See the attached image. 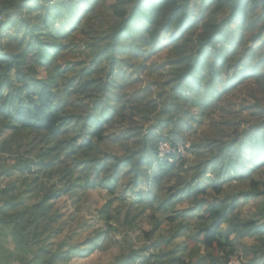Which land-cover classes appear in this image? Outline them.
<instances>
[{"label": "trees", "instance_id": "obj_1", "mask_svg": "<svg viewBox=\"0 0 264 264\" xmlns=\"http://www.w3.org/2000/svg\"><path fill=\"white\" fill-rule=\"evenodd\" d=\"M200 2L197 7L191 0H0V152H18L10 155L12 167L0 157V264L90 258L114 230L112 222L126 233L117 241L119 254L101 264H228L238 254L246 264L264 263L260 100L251 106L255 123L232 139L192 145V162L190 149L178 158L159 156L160 143L186 145V137L206 121L237 128L240 123L225 125L217 115L234 89L251 82L264 91V0ZM94 19L101 33L91 25ZM178 42L183 53L177 60L148 63ZM75 50L87 53L89 64H60L64 53ZM148 71L158 80L148 81ZM107 142L125 145V152L100 158L94 151ZM23 146L34 159L19 154ZM16 173L18 187L8 186L6 179ZM39 174L68 187L59 191L52 185L41 196ZM173 179L175 192L160 200L158 189ZM93 189L107 195L96 212L105 226L89 231L90 224L80 223L88 230L83 241L72 233L58 241L64 228L54 226L78 220L61 198ZM129 193L138 203H156L168 216L152 217V229L143 231L138 217L145 209L136 213L129 207L121 221V213L112 210ZM35 194L40 199L29 205ZM250 197L263 200L245 220L238 214L240 199ZM183 202L192 206L178 210ZM159 229L168 234L157 240ZM186 231V243L177 244ZM133 234L143 239L141 247ZM245 238H255L259 247L238 253Z\"/></svg>", "mask_w": 264, "mask_h": 264}, {"label": "rangeland", "instance_id": "obj_2", "mask_svg": "<svg viewBox=\"0 0 264 264\" xmlns=\"http://www.w3.org/2000/svg\"><path fill=\"white\" fill-rule=\"evenodd\" d=\"M122 2V0H120ZM201 2L200 0H191V6H197L200 7ZM4 19L0 20L3 21ZM100 21L97 19L91 20V25L95 28V31L98 33H101V27H100ZM178 35V34H177ZM251 35H248L250 38ZM82 37V36H80ZM90 38V37H89ZM85 41H87L88 38L84 37ZM167 39V38H166ZM165 37H160V40L165 41ZM166 42V41H165ZM168 43V40H167ZM6 43H3V45ZM2 45V46H3ZM83 46V43L81 44V47ZM182 42H178L174 45H169L165 50L162 52H159L155 54L151 60L148 61L149 64L154 63H163L165 60H177L182 55ZM12 50H16V46L12 45L10 47ZM4 50V49H1ZM264 51V48L261 50V52ZM81 52L78 50H75V52H69L64 53L63 56L60 59V64L66 65L69 63H79V60L82 59V61H87V64H89L90 59L88 57L87 53H84L83 55L80 54ZM83 65L81 66V68ZM241 68V67H239ZM260 71L264 73V70ZM148 81L154 83L158 80L157 73L149 74V71L146 73ZM40 77H45L44 71H39ZM141 78L144 80L143 86L146 85L145 83V75L143 74ZM231 92V91H230ZM264 91L262 88H257V85L251 84L249 82L246 86H240L237 89H234L229 96L225 97L222 101L221 108H219V112L222 114H217L219 118H223V123L225 125L230 124H236L240 123L237 128H228L226 126H223L222 124L218 125V122L216 121H206L202 125H196L195 132L189 134L186 137L185 146L187 149H190L188 156L192 162L195 158V155L191 153L192 145L197 144H206L208 142H213L215 139H223L224 141L228 139H232L236 136V133L238 131H242L247 126L255 123L254 121H257L253 116L252 113L254 112V109L251 108L253 105L254 99H259L261 106L264 105ZM75 104H82V102L78 101ZM74 111H78V109H74ZM221 121V120H219ZM10 135V134H9ZM8 135V136H9ZM7 136V137H8ZM5 137V138H7ZM4 138V139H5ZM29 141L25 142L27 145ZM25 148V146H23ZM23 148V149H24ZM126 146L123 144H112L110 142H107L104 146H99V148L95 149V153L101 158V156H104L105 154H117L121 155L125 152ZM25 150H21L19 154L24 155L25 157H31L35 158V155L28 154ZM18 153L17 151L13 152H0V157L6 158L7 164L14 166L13 163L16 162L15 160L10 159V155ZM94 153V154H95ZM95 154V155H96ZM27 155V156H26ZM96 155V156H97ZM97 156V157H98ZM14 159V158H12ZM189 165V164H188ZM188 165H185L187 167ZM36 169V168H35ZM262 171V180L264 181V168ZM183 174H181L182 176ZM41 177V182L44 186V192L41 193V196L46 194V192H50L52 189V185H56V189L63 190L68 187V183H61L59 182V178L53 177V178H47L42 176V174H39ZM21 176L19 173L13 174L12 176L8 177L6 179V182L8 186L10 187H18L19 180ZM77 178V177H76ZM177 180V178H176ZM176 180L170 181L167 185L166 183H163V185L158 189L160 200L166 199L169 196H171L172 192H175V182ZM169 187V188H168ZM147 188L143 187L141 188L142 191H145ZM151 189V188H150ZM174 189V190H173ZM153 193L156 194V190L152 189ZM229 195H235L234 191H228ZM40 195H33L32 198H29L28 201L30 202L29 205H32L33 202L36 201V199H40ZM67 197H62L61 199L67 201L69 209L71 211H74L77 216H74L75 218H78L76 222H71L69 225H64L65 220L60 221L57 225H55V229H58L59 227L64 228V232L58 239V241H61L63 237L66 235L72 233L73 238L77 240H84V237L87 233V228L83 229L80 228L79 225H89L92 227L93 231L95 229H101L105 226V223L102 220L97 219L96 212L99 210L103 204L105 203L107 199V195L105 192L101 189H93V190H87L81 191V194L76 197H72V194L65 195ZM38 197V198H37ZM261 198L255 199V198H246V199H240V205L238 209V214L245 220L249 219L250 217H253L254 214L257 212L261 205ZM192 205L189 202H183L182 204L178 205V210H185L191 207ZM129 207L132 208V212H141L142 209H145V213L142 216L138 217V221L141 223L142 230L143 231H149L153 227L154 220L152 217H160L162 220L165 219L168 215L164 214L163 212H158L156 210L157 204L155 203L150 204L147 203V201L143 203H138L136 201V197L129 193L126 195V200L116 202L114 205V208L112 212L114 213H121L120 220L122 221L124 219L126 209ZM130 208V209H131ZM129 210V209H128ZM134 210V211H133ZM140 214V213H139ZM112 227L114 228L113 231L110 232V234L107 236L106 240L102 243L100 248L91 256L90 258L86 259H80V258H73L72 261L68 264H101L103 261L108 263L111 261L110 259L114 255L119 254V249L117 243L120 242L123 239V235L126 233L124 227H122L121 223L112 222ZM79 227V228H78ZM139 233V232H138ZM137 233V235H139ZM168 233L164 229H159L156 233L154 238L159 239L160 237L167 235ZM134 235V234H133ZM137 235H134L135 241H133L134 244H137L138 246H142V238H139ZM190 235L189 231H186L182 234L181 238H179L176 243L179 245H184L186 243L187 237ZM83 239V240H82ZM118 241V242H117ZM3 245L6 247V249L11 250L12 252L16 253L17 247L10 243L9 241H4ZM259 247L258 242L255 240V238H245L243 241H241L239 244H237V251L238 253L242 252L243 249L248 248L250 250H256ZM245 260V259H244ZM259 264H264L260 262Z\"/></svg>", "mask_w": 264, "mask_h": 264}, {"label": "built area", "instance_id": "obj_3", "mask_svg": "<svg viewBox=\"0 0 264 264\" xmlns=\"http://www.w3.org/2000/svg\"><path fill=\"white\" fill-rule=\"evenodd\" d=\"M187 147L183 144H177L173 146L169 143H160L159 145V156L161 159H168L170 155H176L177 158L186 155ZM173 161V160H171ZM228 264H246L243 256L238 254L232 257Z\"/></svg>", "mask_w": 264, "mask_h": 264}, {"label": "clouds", "instance_id": "obj_4", "mask_svg": "<svg viewBox=\"0 0 264 264\" xmlns=\"http://www.w3.org/2000/svg\"><path fill=\"white\" fill-rule=\"evenodd\" d=\"M64 197H67V196H64Z\"/></svg>", "mask_w": 264, "mask_h": 264}]
</instances>
